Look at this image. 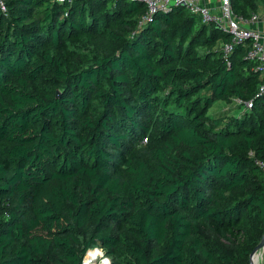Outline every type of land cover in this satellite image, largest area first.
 Here are the masks:
<instances>
[{
    "label": "trees",
    "instance_id": "1",
    "mask_svg": "<svg viewBox=\"0 0 264 264\" xmlns=\"http://www.w3.org/2000/svg\"><path fill=\"white\" fill-rule=\"evenodd\" d=\"M0 264H250L264 95L186 6L3 0ZM249 18L264 0H231ZM247 102H251L249 107Z\"/></svg>",
    "mask_w": 264,
    "mask_h": 264
},
{
    "label": "built area",
    "instance_id": "2",
    "mask_svg": "<svg viewBox=\"0 0 264 264\" xmlns=\"http://www.w3.org/2000/svg\"><path fill=\"white\" fill-rule=\"evenodd\" d=\"M140 1H142L147 8V13L143 16V20H147L158 10L184 3L192 13L199 15L202 21L216 23L224 31L229 32L231 38L222 46L226 54L232 51L237 45L247 43V56L256 62L257 68L261 72L258 94L264 95V5L260 9V13H252L249 18H245L234 13L231 0H212L211 2H209V0ZM0 6L3 9L5 8L3 0H0ZM247 105L251 107L252 103L247 102ZM259 164L264 173V160L259 161ZM91 250L93 249L91 248L87 251L88 253L86 252L87 255L85 254L86 256H84L82 264H86V257ZM262 250L263 251L259 252V254L261 253L260 261L263 259L264 255V248Z\"/></svg>",
    "mask_w": 264,
    "mask_h": 264
},
{
    "label": "rangeland",
    "instance_id": "3",
    "mask_svg": "<svg viewBox=\"0 0 264 264\" xmlns=\"http://www.w3.org/2000/svg\"><path fill=\"white\" fill-rule=\"evenodd\" d=\"M212 0H209V2H211ZM253 13H260V10L259 11H255V12H253ZM259 25H261V24H259ZM93 250H91V252L89 253L90 255L91 254H95V257H94V260H93V262H92V264H111L112 263V258H111V256L110 255H108V253L105 251V250H103L102 248H100V247H94V248H92ZM261 251H263V250H261ZM88 253V252H87ZM87 253H86V255H87ZM85 255V256H86ZM89 256V255H88ZM87 256V257H88ZM86 257V258H87ZM260 257H261V253L259 254H257V256L255 257V262H256V264H264V255H263V259L260 261ZM96 260V261H95Z\"/></svg>",
    "mask_w": 264,
    "mask_h": 264
},
{
    "label": "water",
    "instance_id": "4",
    "mask_svg": "<svg viewBox=\"0 0 264 264\" xmlns=\"http://www.w3.org/2000/svg\"><path fill=\"white\" fill-rule=\"evenodd\" d=\"M182 6H185L184 3L181 4ZM264 248V234L260 240V242L257 244V246L254 248V250L251 253L250 256V264H256L255 257L257 254Z\"/></svg>",
    "mask_w": 264,
    "mask_h": 264
},
{
    "label": "bare ground",
    "instance_id": "5",
    "mask_svg": "<svg viewBox=\"0 0 264 264\" xmlns=\"http://www.w3.org/2000/svg\"><path fill=\"white\" fill-rule=\"evenodd\" d=\"M95 254H89V256L86 258V264H92L94 260Z\"/></svg>",
    "mask_w": 264,
    "mask_h": 264
},
{
    "label": "crops",
    "instance_id": "6",
    "mask_svg": "<svg viewBox=\"0 0 264 264\" xmlns=\"http://www.w3.org/2000/svg\"><path fill=\"white\" fill-rule=\"evenodd\" d=\"M212 5V4H211Z\"/></svg>",
    "mask_w": 264,
    "mask_h": 264
}]
</instances>
